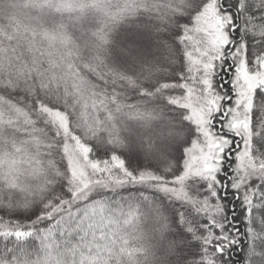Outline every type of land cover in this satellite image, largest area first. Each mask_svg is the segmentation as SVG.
<instances>
[{"label": "snow or ice", "instance_id": "1", "mask_svg": "<svg viewBox=\"0 0 264 264\" xmlns=\"http://www.w3.org/2000/svg\"><path fill=\"white\" fill-rule=\"evenodd\" d=\"M0 264H264V0H0Z\"/></svg>", "mask_w": 264, "mask_h": 264}]
</instances>
